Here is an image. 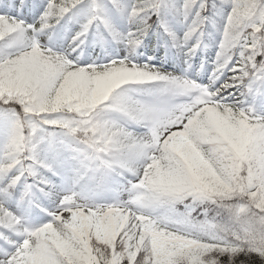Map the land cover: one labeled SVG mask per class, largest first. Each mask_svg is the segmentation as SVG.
Instances as JSON below:
<instances>
[{
	"label": "snow or ice",
	"instance_id": "obj_1",
	"mask_svg": "<svg viewBox=\"0 0 264 264\" xmlns=\"http://www.w3.org/2000/svg\"><path fill=\"white\" fill-rule=\"evenodd\" d=\"M0 264H264V0H0Z\"/></svg>",
	"mask_w": 264,
	"mask_h": 264
}]
</instances>
